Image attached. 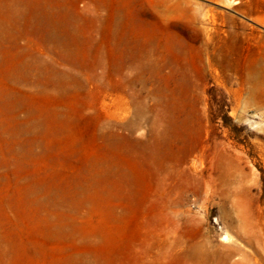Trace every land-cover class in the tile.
Instances as JSON below:
<instances>
[{
	"label": "rangeland",
	"instance_id": "obj_1",
	"mask_svg": "<svg viewBox=\"0 0 264 264\" xmlns=\"http://www.w3.org/2000/svg\"><path fill=\"white\" fill-rule=\"evenodd\" d=\"M0 264H264V0H0Z\"/></svg>",
	"mask_w": 264,
	"mask_h": 264
}]
</instances>
